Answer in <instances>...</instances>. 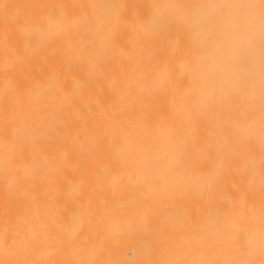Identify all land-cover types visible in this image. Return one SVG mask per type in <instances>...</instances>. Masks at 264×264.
I'll list each match as a JSON object with an SVG mask.
<instances>
[{
	"label": "bare ground",
	"instance_id": "1",
	"mask_svg": "<svg viewBox=\"0 0 264 264\" xmlns=\"http://www.w3.org/2000/svg\"><path fill=\"white\" fill-rule=\"evenodd\" d=\"M0 264H264V0H0Z\"/></svg>",
	"mask_w": 264,
	"mask_h": 264
}]
</instances>
